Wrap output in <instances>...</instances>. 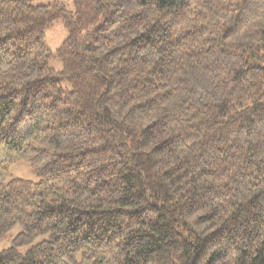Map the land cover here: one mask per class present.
<instances>
[{"label":"trees","instance_id":"16d2710c","mask_svg":"<svg viewBox=\"0 0 264 264\" xmlns=\"http://www.w3.org/2000/svg\"><path fill=\"white\" fill-rule=\"evenodd\" d=\"M31 1L0 0V264H264V0Z\"/></svg>","mask_w":264,"mask_h":264},{"label":"rangeland","instance_id":"374dc122","mask_svg":"<svg viewBox=\"0 0 264 264\" xmlns=\"http://www.w3.org/2000/svg\"><path fill=\"white\" fill-rule=\"evenodd\" d=\"M33 6H45L48 8L54 7L56 5H63L67 10L73 11V0H32L30 2ZM68 33L63 23L60 21L55 22L48 29H46L43 42L44 44L55 53L56 50L61 46L64 40L67 38ZM49 67L54 71L62 70V63L59 60H53L50 62ZM62 88L66 91L70 90V86L65 82L62 83ZM20 179L25 181L36 182L38 179L32 173L31 167L27 163H17L10 168V178ZM22 232L19 226L14 227L4 238L0 239V250H5L14 246V241ZM48 236L38 237L29 244L23 246H17L16 250L20 254H25L27 250L40 242L47 240Z\"/></svg>","mask_w":264,"mask_h":264}]
</instances>
